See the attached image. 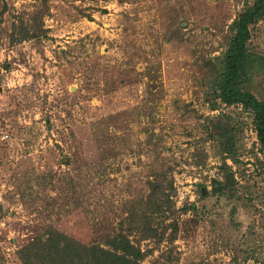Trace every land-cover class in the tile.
<instances>
[{
    "label": "rangeland",
    "instance_id": "obj_1",
    "mask_svg": "<svg viewBox=\"0 0 264 264\" xmlns=\"http://www.w3.org/2000/svg\"><path fill=\"white\" fill-rule=\"evenodd\" d=\"M255 1L0 0V264L115 239L140 264H264L255 111L219 83ZM248 30L239 89L264 103V17Z\"/></svg>",
    "mask_w": 264,
    "mask_h": 264
},
{
    "label": "trees",
    "instance_id": "obj_2",
    "mask_svg": "<svg viewBox=\"0 0 264 264\" xmlns=\"http://www.w3.org/2000/svg\"><path fill=\"white\" fill-rule=\"evenodd\" d=\"M263 17L264 0H256L253 7L242 13L238 20L234 22V36L223 62L224 70L219 83L221 97L225 103H249L252 106L255 111L254 122L257 139L264 151V103H259L252 96L247 95V98H244L243 92L239 89L240 73L250 60L246 46L249 40L248 27ZM109 245L119 253L95 246L81 248V250L85 252V258L89 264H140L139 254L125 239L112 240ZM74 248L70 245L63 246L61 260L69 259L71 264L75 260H81L83 255L78 252L80 247L75 248L76 250ZM55 251H58V247H55ZM83 251L80 252L83 253Z\"/></svg>",
    "mask_w": 264,
    "mask_h": 264
}]
</instances>
